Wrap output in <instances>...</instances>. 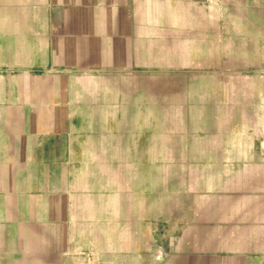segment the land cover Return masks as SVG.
<instances>
[{
	"label": "rangeland",
	"instance_id": "1",
	"mask_svg": "<svg viewBox=\"0 0 264 264\" xmlns=\"http://www.w3.org/2000/svg\"><path fill=\"white\" fill-rule=\"evenodd\" d=\"M69 1L61 30L91 71L53 81L48 104L22 105L48 123L41 150L14 145L13 120L0 121V162L66 167L64 183H48L50 212L144 228L160 258L174 232L188 236L192 209L217 214L221 164L264 159V71L228 65L223 0Z\"/></svg>",
	"mask_w": 264,
	"mask_h": 264
},
{
	"label": "crops",
	"instance_id": "2",
	"mask_svg": "<svg viewBox=\"0 0 264 264\" xmlns=\"http://www.w3.org/2000/svg\"><path fill=\"white\" fill-rule=\"evenodd\" d=\"M70 2L0 0V121L13 120L14 145L29 142L39 151L48 142L38 107L23 104H48L53 81L62 86L70 74L91 71L80 67L75 39L61 30ZM223 3L228 65L264 71V0ZM38 88L46 95L38 96ZM11 103L12 117L5 114ZM12 164L0 162V264H264V159L221 164L210 193L219 200L217 214L192 209L188 236L174 232L172 252L160 258L144 228L50 212L48 183H64L66 167L49 168L48 160Z\"/></svg>",
	"mask_w": 264,
	"mask_h": 264
},
{
	"label": "bare ground",
	"instance_id": "3",
	"mask_svg": "<svg viewBox=\"0 0 264 264\" xmlns=\"http://www.w3.org/2000/svg\"><path fill=\"white\" fill-rule=\"evenodd\" d=\"M223 14H224V12H223Z\"/></svg>",
	"mask_w": 264,
	"mask_h": 264
}]
</instances>
